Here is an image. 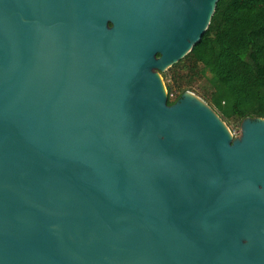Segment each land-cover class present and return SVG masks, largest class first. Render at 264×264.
<instances>
[{
  "label": "water",
  "instance_id": "95a60500",
  "mask_svg": "<svg viewBox=\"0 0 264 264\" xmlns=\"http://www.w3.org/2000/svg\"><path fill=\"white\" fill-rule=\"evenodd\" d=\"M218 2L0 0V264H264V119L161 75Z\"/></svg>",
  "mask_w": 264,
  "mask_h": 264
},
{
  "label": "trees",
  "instance_id": "16d2710c",
  "mask_svg": "<svg viewBox=\"0 0 264 264\" xmlns=\"http://www.w3.org/2000/svg\"><path fill=\"white\" fill-rule=\"evenodd\" d=\"M161 75L169 105L193 92L229 125L264 119V0H219L202 41Z\"/></svg>",
  "mask_w": 264,
  "mask_h": 264
},
{
  "label": "rangeland",
  "instance_id": "374dc122",
  "mask_svg": "<svg viewBox=\"0 0 264 264\" xmlns=\"http://www.w3.org/2000/svg\"><path fill=\"white\" fill-rule=\"evenodd\" d=\"M163 80V79H162ZM165 83V82H164ZM199 87H202V85H200ZM167 91V89H166ZM168 93V92H167ZM192 94H194L197 98H199L200 100H202L203 102H205L200 96H198L197 94L191 92ZM206 103V102H205ZM208 104V103H207ZM212 108V107H211ZM212 110L218 115V117L223 121V119L221 118V115L212 108ZM224 122V121H223ZM225 126L227 127L228 131L231 133L233 139H239L242 135V124L241 123H234L232 125L227 124L226 122H224Z\"/></svg>",
  "mask_w": 264,
  "mask_h": 264
}]
</instances>
